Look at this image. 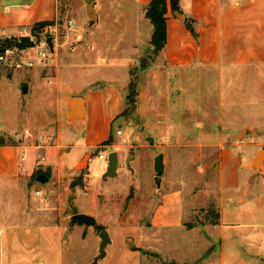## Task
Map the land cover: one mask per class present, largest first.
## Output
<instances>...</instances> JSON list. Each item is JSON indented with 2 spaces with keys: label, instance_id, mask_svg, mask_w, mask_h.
I'll return each instance as SVG.
<instances>
[{
  "label": "rangeland",
  "instance_id": "obj_1",
  "mask_svg": "<svg viewBox=\"0 0 264 264\" xmlns=\"http://www.w3.org/2000/svg\"><path fill=\"white\" fill-rule=\"evenodd\" d=\"M84 6L81 0L75 3L79 13L84 12ZM64 31L51 26L39 39L31 31L26 37L33 38L34 47L18 50L22 55L28 51L24 58L36 60L38 46L53 39L58 49L43 62L42 77L37 75L38 66L17 69L0 65V145L28 146L19 136L23 137L27 130L57 124V113L49 99H53L54 91L48 81L56 77L61 63L72 62L73 52L80 50L72 49L74 42L63 48L67 41ZM84 50L89 54L76 53L74 57L88 67L84 72L89 74L98 67L101 57L125 60L136 49H97L93 53ZM106 50L111 53L105 55ZM146 50L149 49H137L141 55ZM142 60L128 68L130 80L125 87L127 95L134 74L136 104L133 107L125 104L124 115L110 128L107 140L113 141L112 147L89 151L90 178L84 173L67 175L62 182L52 178L37 183L36 177L19 183L0 181V254L7 255L9 264H31L32 260L37 264L44 261L97 264L106 257L100 255L102 229L111 232L113 243L109 256L113 255V259L105 258L101 264L136 263L131 255L125 254L126 249L139 260L137 264H202L197 257H203L215 246L201 239L194 246V240L186 236L185 230H190L186 226H207L215 221L221 148L237 141L253 149L264 145L261 139L264 138V94L252 93L256 80H264V69L255 80L251 79L254 75L249 67H238L224 72L221 83L217 72L209 70L197 71L194 80L185 82L179 74L174 77L172 71L164 68L147 75L141 69ZM261 73L263 76H259ZM201 74L207 77L204 79ZM86 83L81 85L83 90L89 88ZM261 85L264 91V84ZM62 124L63 121L58 127ZM77 129L75 125L62 130L74 139ZM119 130L121 135L117 134ZM15 134L19 140L13 138ZM111 152L119 155L115 178L107 177L109 161L99 158L100 154ZM160 154L164 155L165 173L159 188L155 183L154 160ZM80 177L81 184L73 188ZM37 191L41 192L40 196L36 195ZM176 193L184 198V228L171 233L168 229L154 230L156 210L165 196ZM77 209L94 211L100 228L86 226L83 232L80 228L83 225L72 224ZM123 229H129L128 234ZM158 233L162 237L154 241L153 236ZM121 241L127 244L123 246ZM54 254L56 258L52 257Z\"/></svg>",
  "mask_w": 264,
  "mask_h": 264
},
{
  "label": "crops",
  "instance_id": "obj_2",
  "mask_svg": "<svg viewBox=\"0 0 264 264\" xmlns=\"http://www.w3.org/2000/svg\"><path fill=\"white\" fill-rule=\"evenodd\" d=\"M78 1L0 0V32L21 36L24 30L29 33L39 23H53V26L64 29L67 34L63 48L74 42L76 44L72 49H80L73 52V61L61 63L56 77L48 81L54 91L53 99H49L57 113V124L27 130L23 137L19 136L22 138L20 141L28 146L0 145V181L19 183L22 179L40 174H45L49 180L54 178L57 182L65 181L67 175L86 173L90 178L92 154L89 151L101 149L107 143L110 128L121 119L125 110V87L130 80L128 68L138 61L140 63L151 52L154 27L146 18V7L152 0H95L94 24L91 23L85 0H81L85 2L84 12H77L75 3ZM237 2L180 0V12L173 11L169 6L166 47L144 73L151 75L164 68L172 71L174 77L179 74L182 80L191 82L197 71L203 73L209 70L217 72L221 83L224 72L226 74L228 70L249 67L254 75L251 79L255 80L258 72L264 69V0L240 6L236 5ZM70 21L73 22L72 29L69 28ZM188 21L193 22L198 39L186 27ZM54 49H58L57 46ZM82 49H90L92 53L97 52V49L136 50L125 60L101 57L96 64L98 67L87 74L84 70L88 67L74 57L76 53L89 54ZM137 49L149 50L141 55ZM110 53L109 50L104 52L105 55ZM43 64L37 63L27 69L40 67L37 75L42 77L40 72H44ZM205 76L201 74L202 78ZM84 81L89 87L86 90L81 88ZM261 83L264 84V80H256L253 84L252 93L255 96L264 94ZM73 98L84 99L83 120L78 117L68 120L69 102ZM62 121V126L58 127ZM75 125L78 126L77 135L74 139L68 138L62 129ZM13 138L19 140L16 134ZM261 139L264 141V138ZM260 151H264V145L253 149L238 141L221 148L219 193L216 199L218 225L185 230L186 236L194 240V246L199 239L208 241L210 246L215 245L203 257H197L196 260L202 264H264V165L262 170L254 169V161ZM75 155L77 158H74ZM182 197L180 193L164 197L163 204L153 217L154 230L168 229L171 233L172 230L184 228L182 224L186 211ZM77 214L96 215L94 211L78 209ZM85 227H80L83 232ZM123 230L128 234L129 229ZM108 234L110 244L106 248L105 258L113 259V255L109 256V248L113 243L110 230ZM158 234L153 236L154 241L161 239L162 235ZM2 235L5 237V234ZM122 244L124 246L127 243L125 241ZM125 252L134 258V264L140 263L133 253L130 254L127 249ZM56 256L52 255L53 258ZM0 264H9L7 255L0 254ZM31 264L37 263L32 260ZM43 264L49 263L44 261Z\"/></svg>",
  "mask_w": 264,
  "mask_h": 264
},
{
  "label": "trees",
  "instance_id": "obj_3",
  "mask_svg": "<svg viewBox=\"0 0 264 264\" xmlns=\"http://www.w3.org/2000/svg\"><path fill=\"white\" fill-rule=\"evenodd\" d=\"M169 6L173 11L180 12V0H152L150 4L146 7V18L152 23L154 27V32L152 35V39L150 42L151 45V52L142 60L141 69H147L151 63L154 61V58L161 54L167 44V14L169 11ZM53 26V23H39L35 25L32 29V33L34 34L35 39H39L41 34L45 33V31ZM186 27L191 32L195 39H198V34L193 26L192 21L186 22ZM34 47V42L31 37H21L14 39L12 41L8 40H0V54L4 53L7 49H18V50H27ZM1 77V76H0ZM1 79V78H0ZM127 95L125 96L126 104L130 106H135L136 104V97H137V82L135 79V75L133 74V80L129 89L127 91ZM122 113L121 116H123ZM112 140L105 143L102 148L104 149L105 146H111ZM77 183L72 185L73 188L79 186L82 181V177L78 179ZM80 182V183H79ZM215 221L210 223L212 226L218 225L219 222V213L213 215ZM204 226V224H201ZM97 228H100L96 226ZM188 229L194 228L193 225H187ZM103 231V229H102Z\"/></svg>",
  "mask_w": 264,
  "mask_h": 264
},
{
  "label": "water",
  "instance_id": "obj_4",
  "mask_svg": "<svg viewBox=\"0 0 264 264\" xmlns=\"http://www.w3.org/2000/svg\"><path fill=\"white\" fill-rule=\"evenodd\" d=\"M88 4V13L91 19V23L94 24L95 21V15H94V1L95 0H85ZM48 45L50 48V51L53 53L55 51L54 49V43L53 39H48ZM28 92V89H24V93L26 94ZM85 102L82 98H73L69 102V108L70 112L68 113V120L72 121L75 117H78L79 119L83 120L85 117V108H84ZM109 165L107 169V177L108 178H115L117 177V172L119 168V155L117 152H111L108 157ZM264 165V151H260L254 161V169L255 170H262ZM154 170H155V183L160 188L163 180V175L165 173V163H164V155L160 154L158 155L154 160ZM49 181V177H47L45 174H40L36 177L37 183H45ZM72 224H79V225H85L88 227H96L98 225L97 220L95 217L86 215V214H76L72 216L71 218ZM100 239H101V245H100V255L104 257L106 255V248L110 244V237L107 230H103L100 232Z\"/></svg>",
  "mask_w": 264,
  "mask_h": 264
},
{
  "label": "built area",
  "instance_id": "obj_5",
  "mask_svg": "<svg viewBox=\"0 0 264 264\" xmlns=\"http://www.w3.org/2000/svg\"><path fill=\"white\" fill-rule=\"evenodd\" d=\"M255 1L256 0H238L236 5L240 6L241 4L252 3ZM69 28L70 29L73 28V22L72 21L69 22ZM26 36H29V33L26 30H24L21 33V36H16L12 33L0 32V40L12 41L14 39L26 37ZM31 39H33V38L31 37ZM37 50H38L37 51V58H36V60H34V59L24 58L25 57L24 55L29 54L28 51H24L23 55H22L19 53L18 49H7L4 51V53L0 54V65H3V66L9 65V66H12V67L17 68V69H22L23 67L32 68L37 63L43 64L44 61H46L47 59H50V57L53 55L52 52L50 51L49 45L46 41L42 42L41 46L40 47L38 46ZM117 134L121 135L122 132L118 131ZM108 157H109V155H104V154L99 155L100 160H107L108 161ZM36 195L40 196L41 192L37 191Z\"/></svg>",
  "mask_w": 264,
  "mask_h": 264
}]
</instances>
